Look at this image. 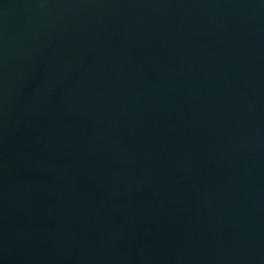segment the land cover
Masks as SVG:
<instances>
[{
  "label": "water",
  "instance_id": "95a60500",
  "mask_svg": "<svg viewBox=\"0 0 264 264\" xmlns=\"http://www.w3.org/2000/svg\"><path fill=\"white\" fill-rule=\"evenodd\" d=\"M0 264H264V0H0Z\"/></svg>",
  "mask_w": 264,
  "mask_h": 264
}]
</instances>
